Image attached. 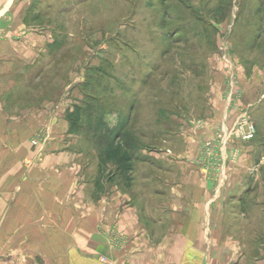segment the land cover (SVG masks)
<instances>
[{"label":"rangeland","instance_id":"rangeland-1","mask_svg":"<svg viewBox=\"0 0 264 264\" xmlns=\"http://www.w3.org/2000/svg\"><path fill=\"white\" fill-rule=\"evenodd\" d=\"M0 14L2 24L15 15L17 27L0 34L1 46L25 42L5 43L1 52L20 71L11 75L5 109L13 122L24 115L32 122L26 167L39 166L48 145L63 140L51 152L77 155L86 197L123 187L154 200L152 176L171 167L137 160L181 151L190 130L215 121L220 100L223 121L203 152L221 168L223 149L224 158L235 150L234 162L235 146L247 143L252 164L232 194L230 229L249 264H264V0H0ZM246 116L254 139L232 141ZM110 148L137 157L129 183L106 157Z\"/></svg>","mask_w":264,"mask_h":264},{"label":"crops","instance_id":"crops-1","mask_svg":"<svg viewBox=\"0 0 264 264\" xmlns=\"http://www.w3.org/2000/svg\"><path fill=\"white\" fill-rule=\"evenodd\" d=\"M1 16L0 34L13 32L15 15L5 19L7 24L1 23ZM5 43L8 48L25 45L6 40L2 46ZM2 46L0 258L7 257V264H107L101 257L111 264H249L231 233L229 218L232 194L243 186L242 169L252 164L247 143L235 146L239 152L234 162L229 158L235 150L229 147L230 156L224 158L223 149V159L218 156L221 168L214 167V158L202 148L217 136L223 121L220 100L215 121L190 130L192 136H184L181 151L147 153L137 160L171 167L152 176L157 185L153 201L140 190L141 195L133 197L123 187H112L94 201L89 191L86 197L85 186L78 185L77 155L51 152L65 146L63 140L48 145L39 166H25L32 158L28 143L32 122L21 121L25 115L13 122L5 109L14 86L11 75L20 71L13 67L18 61L7 63Z\"/></svg>","mask_w":264,"mask_h":264},{"label":"trees","instance_id":"trees-1","mask_svg":"<svg viewBox=\"0 0 264 264\" xmlns=\"http://www.w3.org/2000/svg\"><path fill=\"white\" fill-rule=\"evenodd\" d=\"M80 115H81L80 107H76L74 113L69 115V119L71 120L73 127L79 123ZM112 149L113 148L108 149V152L105 155L108 158H114L116 160L117 173L120 176H123L126 179V182L129 183L131 181V174L133 173V169H134L133 163L134 160H137V157L130 152H125L121 154L119 149H114V150ZM95 184L97 188L99 187V189L103 190V186L100 185L99 181H97Z\"/></svg>","mask_w":264,"mask_h":264},{"label":"built area","instance_id":"built-area-1","mask_svg":"<svg viewBox=\"0 0 264 264\" xmlns=\"http://www.w3.org/2000/svg\"><path fill=\"white\" fill-rule=\"evenodd\" d=\"M234 97V96H231ZM232 132L230 133V137L232 136L234 139L232 141L236 142V135L238 137L243 136L242 140L251 141L255 137V126L250 117L246 116L243 119H238L237 123L232 128ZM237 137V138H238Z\"/></svg>","mask_w":264,"mask_h":264}]
</instances>
